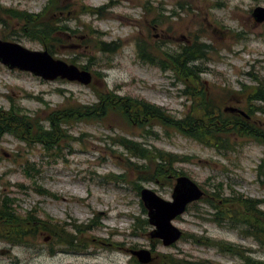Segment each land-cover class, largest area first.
I'll use <instances>...</instances> for the list:
<instances>
[{
	"label": "rangeland",
	"instance_id": "rangeland-1",
	"mask_svg": "<svg viewBox=\"0 0 264 264\" xmlns=\"http://www.w3.org/2000/svg\"><path fill=\"white\" fill-rule=\"evenodd\" d=\"M62 2L67 3V10L59 15L68 28L64 26L63 45L56 47L54 55L68 62L66 58L71 57L87 64L92 80L87 84L61 77L50 80L0 62L1 107L19 104L30 115L44 117L67 101L85 104L97 101V89L143 98L162 105L171 115L185 116L191 98L182 92L184 84L174 78L172 70L144 61L138 38L144 40L147 51L158 55L162 53L156 45L170 51L179 50L194 39L211 44L198 65L204 69L200 76L205 88L214 94L222 91L219 85L239 89L242 82L253 84V74L264 77V21L257 22L251 14L254 6L264 4V0ZM0 3L40 12L46 0H0ZM145 4L150 8L148 11ZM89 5L104 6V15L87 8ZM13 38L10 40H19L29 48H43L42 43L22 34ZM100 39L115 42V49H99L95 44ZM244 102L233 95L226 105L243 107ZM150 123L137 127L115 110L109 111L103 120L74 121L68 131L77 139L69 145L63 143L58 157L48 155L39 143L30 144L23 138L5 134L0 141V195L15 196L22 213L37 208L42 218L81 224L83 232L79 234L81 242L75 240L77 250L57 244L50 234H39L32 238L31 244H12L0 239V264H133L136 256L132 249L143 247L154 249L152 260L146 264H157L158 253L167 252L203 257L213 264H243L241 259L222 254L216 246L199 244L192 237H181L167 245L157 237L152 238L149 230L154 226L150 222L135 227L136 217L148 218V210L142 209V199L132 181H109L101 175L124 171L117 160L127 153H119L123 148L118 145L116 152L109 148L111 138L122 134L190 156L187 161L178 162L177 169L203 188L211 189L213 182L220 181L225 184L226 194L236 191L264 198V172L258 170L264 158V143L239 137L235 149L218 152L176 129L155 121ZM27 160L36 163L41 171L26 169ZM139 182L141 186L154 188L163 198L172 199L175 178ZM39 188L53 194H41ZM206 202H191L188 210L173 219L175 225L186 232L252 246L253 255L264 259V246L257 241L200 215L208 206ZM87 224L90 228L85 227ZM69 228L72 229L71 225Z\"/></svg>",
	"mask_w": 264,
	"mask_h": 264
},
{
	"label": "trees",
	"instance_id": "trees-1",
	"mask_svg": "<svg viewBox=\"0 0 264 264\" xmlns=\"http://www.w3.org/2000/svg\"><path fill=\"white\" fill-rule=\"evenodd\" d=\"M45 4L40 12H34L0 3V37L14 39V35L22 34L42 43L43 47L54 54L56 47L63 45L62 35L65 25L59 13L67 10V3H63L62 0H46ZM87 8L104 15V6L89 5ZM144 9L147 11L150 9L148 4H145ZM13 21L17 22V25H11ZM137 40L140 57L144 61H149L165 70H172L174 78L184 84L182 92L191 98V104L185 116L171 115L162 105L143 98L122 95L114 90L96 89L97 101L91 104L67 101L66 105H59L49 110L44 117L30 115L19 104L11 103L9 108L0 106V141L5 134H13L30 144L39 143L48 155L58 157L64 147L63 143L69 145L70 141L77 139L68 131L69 124L80 120H103L109 111L115 110L132 125L143 127L155 121L161 126L176 129L208 147L211 146L218 152L235 149L239 137H248L264 143V77L252 75V72H249L252 75L253 84L242 82L239 89L219 85L222 91L214 94L205 88L200 76L204 69L198 65V61L205 58L206 52L211 49V44L194 39L190 44L182 45L179 50L170 51L162 50L156 45L162 53L158 55L156 52L147 51L144 40L139 38ZM113 43L116 44L113 41L107 42L100 39L95 46L112 51L115 49ZM66 59L80 67L88 68L87 64L77 62L74 58ZM233 95L244 99L243 107L231 105L235 107L233 109L226 105ZM240 110L244 112L241 113ZM44 120L48 123L46 124ZM116 145L123 148V151L119 153H127L120 158L122 161L119 158L116 159L123 166L124 171L105 173L101 177L109 181H132L138 194L141 190L139 182L141 180L158 182L176 178L180 173L185 174L177 169L176 164L190 158L188 155L174 153L155 144L137 141L122 134L111 138L109 148L112 152L118 150ZM262 159L258 166L260 173L264 172V158ZM26 163V169L41 171L36 163L28 160ZM27 173L32 176L29 170ZM212 184L211 189L204 187L205 194L200 200L207 201L208 206L200 215L215 221L220 226L237 230L241 235L251 237L264 246V206L262 205L264 198L246 196L236 191L226 194L225 184L220 181ZM38 192L46 195L53 194L45 188H39ZM196 202L198 201L193 203ZM141 204L142 209L146 210L142 200ZM142 222H148V218L140 220L136 217L135 227L140 226ZM81 226L74 222L62 224L52 217L42 218L38 215L37 208L22 213L15 196H10L8 193L0 195V239L12 244H31L32 238H36L39 234H50L57 244L68 245L70 249L77 250L75 240L79 241L78 244L81 242L79 237V234L83 232ZM85 227L90 228V225L87 224ZM186 237H192L199 244L216 246L219 252L241 259L243 264H264V259L253 255L252 246L212 238L203 233L183 231L182 238ZM156 258L157 264H213L212 261L203 257L194 258L173 252L158 253ZM134 261L133 264H143L137 258H134Z\"/></svg>",
	"mask_w": 264,
	"mask_h": 264
},
{
	"label": "water",
	"instance_id": "water-1",
	"mask_svg": "<svg viewBox=\"0 0 264 264\" xmlns=\"http://www.w3.org/2000/svg\"><path fill=\"white\" fill-rule=\"evenodd\" d=\"M251 14L257 22H263L264 4L254 6ZM0 61L10 68L29 71L50 80L61 77L87 84L93 77L90 70L56 57L45 47L29 48L19 40L0 38ZM173 186L172 199L163 198L154 188L142 186L140 190V199L148 210V222L154 226L149 234L152 238H160L164 245L178 241L183 234L173 219L184 213L190 202L200 200L205 193L204 188L188 174L177 175ZM132 253L142 263H148L153 258L151 249L147 247L132 249Z\"/></svg>",
	"mask_w": 264,
	"mask_h": 264
}]
</instances>
